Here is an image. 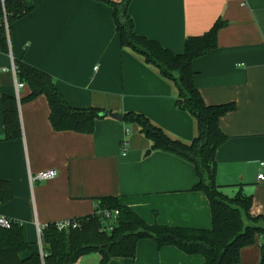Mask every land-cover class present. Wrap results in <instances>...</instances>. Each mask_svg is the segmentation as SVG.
I'll return each mask as SVG.
<instances>
[{"label": "crops", "instance_id": "0c3cea01", "mask_svg": "<svg viewBox=\"0 0 264 264\" xmlns=\"http://www.w3.org/2000/svg\"><path fill=\"white\" fill-rule=\"evenodd\" d=\"M26 1L33 9L13 23L9 52L0 45V178L9 180L14 192L0 204V217L22 222L31 248L20 257L39 252V226L91 214L101 196L119 197L149 224L211 228V203L194 189V165L153 150L137 123L105 117L92 133L56 130L45 95L23 100L31 88L17 87L16 59L50 73L73 107L141 112L184 141L196 131L193 116L176 106V84L121 45L107 1ZM128 9L137 33L177 53L188 36L225 20L217 47L192 63L195 83L207 104L236 106L220 118L228 138L216 152V182L228 196H251L250 213L264 215V180L258 177L264 174V0H131ZM5 94L19 101L22 138L5 139ZM47 169L58 175L31 181ZM263 240L256 235L244 246L237 264H261ZM99 261L92 253L76 264ZM204 263L202 254L174 245L160 248L145 238L135 257H115L107 264Z\"/></svg>", "mask_w": 264, "mask_h": 264}, {"label": "trees", "instance_id": "16d2710c", "mask_svg": "<svg viewBox=\"0 0 264 264\" xmlns=\"http://www.w3.org/2000/svg\"><path fill=\"white\" fill-rule=\"evenodd\" d=\"M105 1L113 7L121 45L140 53L163 77L176 84V106L193 116L196 131L191 141H184L170 135L144 113L135 111L125 112L123 121L137 123L141 132L152 141L153 150L177 155L194 165L197 176L194 189L205 192L210 200L212 227L149 224L131 207L121 203L119 197L101 196L96 199L93 213L73 218L78 222L77 227L59 229L56 222L45 226L43 258L34 251L26 258L20 257V252L31 248L24 238L22 222L10 220L9 227L0 225V264H76L92 253L100 255L98 264H107L115 257H135L138 242L145 238L155 240L160 248L174 245L187 254H202L204 264L239 263L241 249L253 243L256 235L264 237V215L250 213L251 196L242 192L228 196L216 182V152L228 138L220 127V118L236 106L234 102L207 104L195 83L196 71L192 66L196 58L217 47L218 34L226 25L225 20L219 18L207 32L188 36L183 52L177 53L135 31L128 9L131 0ZM32 9L26 0H0V45L5 52L10 49L8 30L10 32L13 23ZM15 65L19 81L31 88L23 100L45 95L54 129L92 133L97 120L105 118L100 115L105 111L101 108L71 106L50 73L18 59ZM3 102L5 139L22 138L19 101L5 94ZM13 196L11 182L0 178V204L10 201ZM261 248V264H264V240Z\"/></svg>", "mask_w": 264, "mask_h": 264}, {"label": "built area", "instance_id": "2783aa9c", "mask_svg": "<svg viewBox=\"0 0 264 264\" xmlns=\"http://www.w3.org/2000/svg\"><path fill=\"white\" fill-rule=\"evenodd\" d=\"M9 30H8V35H9ZM13 71L16 73V65L15 63H13L12 66ZM25 85V82L19 81L17 87L18 88H22ZM126 145L127 142L123 141V147L124 150H126ZM58 175V171L56 169H47V170H43L41 172H39L38 174L35 175H31V181H43V180H49V179H53ZM259 179L264 180V174L261 173L259 174ZM118 211L115 212V214H117ZM11 219L6 218V217H0V225L4 226V227H9L11 224ZM57 226L59 229H63V228H68V227H77L78 222L76 220H74L73 218L71 219H66V220H61V221H57L56 222ZM45 228V226H39V245H40V249H39V253L41 255V257H44V248H43V243H42V232L43 229Z\"/></svg>", "mask_w": 264, "mask_h": 264}, {"label": "water", "instance_id": "95a60500", "mask_svg": "<svg viewBox=\"0 0 264 264\" xmlns=\"http://www.w3.org/2000/svg\"><path fill=\"white\" fill-rule=\"evenodd\" d=\"M100 115L104 116V117H111L117 120H123V114H120L118 112H110V111H104L102 112ZM151 152V150H149L147 152V154H149Z\"/></svg>", "mask_w": 264, "mask_h": 264}]
</instances>
